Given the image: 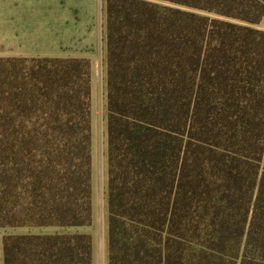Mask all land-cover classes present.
<instances>
[{
	"label": "trees",
	"instance_id": "trees-1",
	"mask_svg": "<svg viewBox=\"0 0 264 264\" xmlns=\"http://www.w3.org/2000/svg\"><path fill=\"white\" fill-rule=\"evenodd\" d=\"M109 264H264V0H105ZM92 67L0 58L3 264H94Z\"/></svg>",
	"mask_w": 264,
	"mask_h": 264
},
{
	"label": "crops",
	"instance_id": "crops-1",
	"mask_svg": "<svg viewBox=\"0 0 264 264\" xmlns=\"http://www.w3.org/2000/svg\"><path fill=\"white\" fill-rule=\"evenodd\" d=\"M255 28L264 32V19ZM106 36L97 5H0V58L87 59L94 74Z\"/></svg>",
	"mask_w": 264,
	"mask_h": 264
},
{
	"label": "rangeland",
	"instance_id": "rangeland-1",
	"mask_svg": "<svg viewBox=\"0 0 264 264\" xmlns=\"http://www.w3.org/2000/svg\"><path fill=\"white\" fill-rule=\"evenodd\" d=\"M0 5H97L100 19L105 13V0H0ZM98 64L93 78V225L80 229L92 235L95 264H109L108 248V133H107V57L99 50ZM53 228H0V264H3L2 241L5 235L49 234Z\"/></svg>",
	"mask_w": 264,
	"mask_h": 264
}]
</instances>
